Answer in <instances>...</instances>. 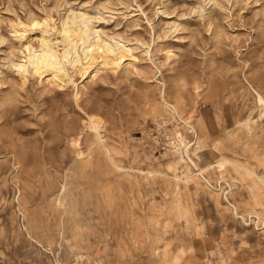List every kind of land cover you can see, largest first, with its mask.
<instances>
[{
	"label": "rangeland",
	"instance_id": "rangeland-1",
	"mask_svg": "<svg viewBox=\"0 0 264 264\" xmlns=\"http://www.w3.org/2000/svg\"><path fill=\"white\" fill-rule=\"evenodd\" d=\"M68 7L135 60L22 81ZM0 264H264V0H0Z\"/></svg>",
	"mask_w": 264,
	"mask_h": 264
},
{
	"label": "bare ground",
	"instance_id": "bare-ground-1",
	"mask_svg": "<svg viewBox=\"0 0 264 264\" xmlns=\"http://www.w3.org/2000/svg\"><path fill=\"white\" fill-rule=\"evenodd\" d=\"M94 18L83 9L68 7L57 21L45 15L39 19L16 18L11 22L12 37L22 48L21 56L11 61V65L22 81L31 74L58 84L64 78L72 81L68 68L72 69L71 74L94 77L101 70L115 72L134 61L132 48L116 38L102 35L94 25ZM92 127L95 128L93 122ZM96 134L99 139L100 135ZM74 143L77 144V140ZM218 161L223 164L221 159ZM229 162L246 169L236 161Z\"/></svg>",
	"mask_w": 264,
	"mask_h": 264
}]
</instances>
